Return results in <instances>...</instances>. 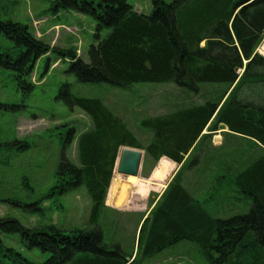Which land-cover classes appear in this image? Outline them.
<instances>
[{
    "label": "trees",
    "instance_id": "trees-1",
    "mask_svg": "<svg viewBox=\"0 0 264 264\" xmlns=\"http://www.w3.org/2000/svg\"><path fill=\"white\" fill-rule=\"evenodd\" d=\"M53 5L55 10L92 18L95 42L85 63L73 50H52L28 26L0 22V35L8 41L0 49V67L13 74L26 94L33 90L30 77L36 63L53 52L68 63L66 73L80 84L124 90L139 84H173L185 98L198 94L203 101L185 104L181 100L162 115L141 119L138 131L148 137L143 146L103 101L76 96L70 84H62L56 100L79 108L91 120V129L77 138L76 163L60 159L50 195L83 187L91 201L90 224L66 233L55 226L27 229L16 219H0V235L19 234L29 248L49 254L44 262L35 263L0 240V258L5 256L8 264H128L118 246L104 242L97 225L106 208L119 149L143 150L142 172L147 175L162 157L181 164L194 144L222 126L254 146L248 163L239 151L223 156L236 163L231 165L237 171L233 184L251 201L249 212L214 219L188 192L174 189L141 226L140 261L188 241L201 249L210 264H264V91L253 88L259 100L239 98L245 85L264 87V59L256 54L264 39V0H151L147 15L136 12L127 0H55ZM103 31L106 35L101 39ZM48 68L47 58L45 71ZM214 84L226 88L211 98L204 87ZM19 144L29 147L26 142ZM137 263L138 259L131 264Z\"/></svg>",
    "mask_w": 264,
    "mask_h": 264
},
{
    "label": "rangeland",
    "instance_id": "rangeland-1",
    "mask_svg": "<svg viewBox=\"0 0 264 264\" xmlns=\"http://www.w3.org/2000/svg\"><path fill=\"white\" fill-rule=\"evenodd\" d=\"M54 1L0 0V22L28 26L36 38L43 40L52 50H73L85 63L88 62L89 47L95 42L94 20L70 10H55ZM127 2L138 13L147 15L150 12L151 0ZM105 35V31L100 33L101 39ZM7 45L8 41L0 35V49ZM47 58L49 68L45 71ZM67 65L64 60L57 59L53 52L41 58L30 77L34 86L28 94L17 86L11 72L0 67V105H5V108H0V219H16L27 229L55 226L69 233L74 229L88 228L90 224L91 201L83 187L66 194L50 195V190L55 185L60 159L76 163L77 138L91 129V120L79 108H69L62 101L56 100V94L62 84H70V90L76 96L103 101L107 108L126 123L143 146L147 144L148 137L138 131L141 119L162 115L166 112V107L181 100L185 104H201L203 101L198 94L196 97L189 95L188 99L185 98L180 88L173 84H139L129 90L105 84H80L72 75L66 73ZM204 88H207L210 97L214 98L223 92L226 86L214 84ZM253 88H260L258 92L264 91L262 85H245L239 92V98L259 100L260 97L255 93L257 89ZM69 137L72 140L66 144ZM209 141L216 147L223 144L222 154L226 153L227 145H230L225 135L218 133L212 135ZM19 142H26L29 147L24 148ZM206 145L200 143L198 150L190 157L191 162H201L200 158L203 156L218 153L209 152L205 148ZM236 146L243 151L247 146V153H254V146L249 140L236 142ZM141 152L144 155V151ZM219 154L221 155L220 152ZM116 161L110 186L115 178L121 179V188L116 197L120 203L118 207L110 204V201L108 203L109 186L104 204L107 209L104 208L99 214L97 225L103 231L104 242L118 246L121 252L123 250L126 262L131 264L141 257L138 240L136 245L134 243L136 226L132 224H135L136 219L122 213L151 211L159 203L158 200L153 207L152 203L150 205L151 185L162 183L172 168L167 166L164 171L163 166V169H160V165H164L160 161L149 174L144 175L141 166L137 178L129 180L115 172ZM205 167L206 164L201 163L200 170L204 171ZM213 175L217 182L211 186L210 193L216 197L218 205L219 201L229 195L235 199L233 204L238 214L248 213L251 201L246 200L233 183H219V177L222 175L219 169H216ZM110 198L114 199L112 195ZM227 205L226 203V207ZM221 206H224L223 202ZM216 217L214 219L225 218L228 213L222 211ZM144 226L146 234L149 227L147 223ZM0 240L5 247L14 249L29 261L42 263L49 257L48 253L29 248L19 234L1 233ZM191 245L193 248L186 250L189 259L186 258L184 264H210L201 249L196 244ZM8 263L9 260L5 256L0 258V264Z\"/></svg>",
    "mask_w": 264,
    "mask_h": 264
},
{
    "label": "crops",
    "instance_id": "crops-1",
    "mask_svg": "<svg viewBox=\"0 0 264 264\" xmlns=\"http://www.w3.org/2000/svg\"><path fill=\"white\" fill-rule=\"evenodd\" d=\"M217 133L225 135V138H227L230 143V145L229 144L227 145L226 153L224 152L222 154V152L224 151L223 144L220 145L219 147H216L215 145L213 146L211 144V142L209 141L210 138H203V140L200 143L203 142L204 144H207L205 148H207L209 152L215 151L218 153H215L214 155L208 154L206 156H203L202 158H200L201 162L200 161L191 162L190 160L192 158L190 157L194 152L198 150L197 148L200 145V143H198V144L193 145V147L190 149L188 154L184 157V160L182 161L181 164H176L168 160L165 157L161 158L160 161H162L164 165L161 164L160 169H163V166H164V171H166V167L170 166L172 168V171L168 173V175L165 177L162 183L151 185L150 192H151V199H152V207L155 205V203L158 200H159L158 204L162 203L174 189L181 188L182 190H185L186 192H188V194L195 201L199 202V204H201L202 209L212 218L218 216L222 211L226 214L228 213V217L238 214L236 212L237 208L233 204L235 200L233 197L231 198L229 197V195H227L223 199V201L222 200L219 201V205H218V200L216 199L215 196H213L210 193V188L212 185H214L217 182L216 181L217 178L213 175L216 169H219L222 174L219 177V183H223V182L228 183V184L233 183V180H234L233 175L236 174L237 171L231 165L232 164L234 165L236 163L235 161L231 162L227 160L223 156L232 155L234 153H237V151H239L238 152L239 155L244 156L245 158L251 157L250 154L247 153V150H248L247 146L244 149V151L239 146H236V142H240L242 140H247V139H244L241 136L230 134L228 130L222 126H220L219 129L216 132H214L213 135ZM205 134H206V131L204 130L202 135H205ZM219 152L221 153V155L219 154ZM252 156H254V153L252 154ZM248 162H249V159L247 158V163ZM201 163L206 164L204 171L200 170ZM222 202L224 204L223 207L221 206ZM226 203L228 204L227 205L228 207H226ZM114 212H117V211H114ZM141 212L142 211H126L122 213L126 215H131L134 217V219H136L135 224H132V226H136V233L134 235L135 245L139 237L140 227L142 223L144 222V219L149 216L151 211H145L144 213H141ZM140 214L143 215L142 218H141L142 215ZM152 219L153 218L151 216V219L147 222V226L149 228L152 224ZM191 243L192 242H188V241H179L175 243L174 245L162 251L157 252L156 254H154L152 258H143L142 261L138 259L139 261L137 264H184L186 258L189 259L188 254H186V250H190L191 248H193ZM118 245L122 249L121 245L120 244ZM143 247H144V239L141 241L139 245V248H140L139 254L141 255V257H143Z\"/></svg>",
    "mask_w": 264,
    "mask_h": 264
},
{
    "label": "water",
    "instance_id": "water-1",
    "mask_svg": "<svg viewBox=\"0 0 264 264\" xmlns=\"http://www.w3.org/2000/svg\"><path fill=\"white\" fill-rule=\"evenodd\" d=\"M142 157L140 150L121 148L117 156L115 172L124 177L137 178Z\"/></svg>",
    "mask_w": 264,
    "mask_h": 264
},
{
    "label": "bare ground",
    "instance_id": "bare-ground-1",
    "mask_svg": "<svg viewBox=\"0 0 264 264\" xmlns=\"http://www.w3.org/2000/svg\"><path fill=\"white\" fill-rule=\"evenodd\" d=\"M118 178V180H117ZM113 180L111 186H110V196H109V199H108V203L109 201L111 202L110 204H113V206L115 205V207L117 206L118 207V203L119 200L117 199L116 200V197H117V193L119 192L120 188H121V184H122V181L119 177H117ZM129 180H134L135 178L134 177H127ZM132 182V181H131ZM129 184V183H128ZM131 184V183H130ZM130 192V191H129ZM111 195L114 197L113 198H110ZM121 201V200H120Z\"/></svg>",
    "mask_w": 264,
    "mask_h": 264
},
{
    "label": "built area",
    "instance_id": "built-area-1",
    "mask_svg": "<svg viewBox=\"0 0 264 264\" xmlns=\"http://www.w3.org/2000/svg\"><path fill=\"white\" fill-rule=\"evenodd\" d=\"M258 52L260 55H262L264 57V48L263 47H261Z\"/></svg>",
    "mask_w": 264,
    "mask_h": 264
}]
</instances>
